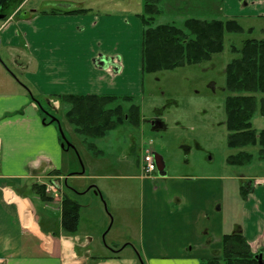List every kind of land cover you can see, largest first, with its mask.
Here are the masks:
<instances>
[{
    "label": "crops",
    "instance_id": "crops-1",
    "mask_svg": "<svg viewBox=\"0 0 264 264\" xmlns=\"http://www.w3.org/2000/svg\"><path fill=\"white\" fill-rule=\"evenodd\" d=\"M216 1L224 17L234 9L241 15H264V0ZM16 10L0 16V52L10 63H0V259L4 264H200L219 256L221 237L236 230L251 252L264 259V171L239 176L240 183L232 192L235 197L228 199L225 177L170 176L165 168L164 173L145 174L141 168V175L136 176L142 185L138 223H128V217H122L124 208L119 211L125 246L92 256V238L80 228V216L74 235L61 231L60 206L57 213L51 212L50 202L43 203L33 185L51 184L55 179L65 184L70 174H64L56 131L44 119V108L35 98L52 101L57 108L58 97L63 95H111L129 78L130 46L119 43L123 50L110 51L113 42L105 17L39 14L37 10L19 15L20 9ZM128 21L141 31L136 19ZM63 30L71 44L58 41ZM119 51L126 61L121 62ZM136 57L137 73V69L141 72V50ZM115 62L117 75L112 71ZM257 164L264 168V161ZM85 173L76 177L82 179ZM86 186L68 189L100 195L94 185ZM96 187L103 191L100 185ZM58 189L64 191L60 185ZM136 241L139 250L130 244ZM126 247L130 254L123 253Z\"/></svg>",
    "mask_w": 264,
    "mask_h": 264
},
{
    "label": "rangeland",
    "instance_id": "rangeland-1",
    "mask_svg": "<svg viewBox=\"0 0 264 264\" xmlns=\"http://www.w3.org/2000/svg\"><path fill=\"white\" fill-rule=\"evenodd\" d=\"M0 1V13L6 15L17 7L20 9L19 15L37 10L39 14L54 12L56 15L64 16L68 10H86L83 16L93 15L109 19L106 20V25L113 42L110 51L118 50L119 43L123 46L127 43L130 46L128 50L131 51L130 61L133 65L129 78H126L111 96L117 97L116 103L122 106L124 112L130 103L123 101L122 98L132 97V103L140 108V119L137 124L124 120L123 124L108 132L106 136L93 140L94 151L86 147L83 143L84 138L75 133L73 126L66 119L68 105L58 100L59 106L54 108L52 101L49 104L42 98H35L44 108V119L56 131L59 140L58 151L64 162V174H70L65 184L61 183L62 180L55 179L56 181L51 184L35 185L44 187V193L50 200L43 203L50 202L48 209L54 214L58 212L59 206L61 210V199L64 194L77 201L80 228L83 232H88V236L92 238L90 243L92 256L109 254L115 246L121 248L127 244L123 237L126 233L119 219L121 208H124L122 217L127 216L128 223L133 225L138 223V197L142 185L136 176L141 175L142 157L146 151L161 156L165 172L170 176L204 178L216 175L227 178L224 183L228 199L231 196L235 197L233 193L240 183L239 176L264 171L263 166L257 164L259 161L256 158L257 148L227 147L228 132L225 128L224 110V102L228 96L224 89L225 67L232 59L238 57L231 49L232 47L239 49L245 40L264 39V15H241L234 9L229 13L232 15L224 17L218 13L216 0H161L158 6L160 13L154 18L153 26L172 25L183 29L184 22L189 19L205 21L232 19L241 26L242 32H225L223 50L212 55L208 61L185 65L172 71L142 74L139 69L137 73L134 71V63L139 60L136 54L139 55L141 50L142 24L137 15L142 13V0ZM3 1L6 2L4 5ZM128 18L136 19L141 31L135 28L132 22L129 24ZM65 33L64 30L61 32V39L58 40L60 43H70L65 40ZM122 45L120 50H123ZM117 55L123 60L121 62L126 61V56L123 58L120 51ZM2 62L7 66L10 64L3 51L0 52V63ZM118 73L120 72L116 75ZM18 77L21 80L22 73H19ZM155 120H160L164 128L152 130V122ZM252 125L256 131L263 127L258 112L254 114ZM241 150L254 155L252 163L248 166L228 164L227 158ZM84 170L86 173L82 179L77 178L76 173H82ZM88 174L105 177L91 179ZM58 184L64 189L63 192L59 191ZM86 184L88 187L94 185L100 195L94 191L76 194L68 189L69 186L84 188ZM96 185H100L103 191ZM51 186L56 192H47V188ZM231 202L234 204L235 201L228 200V203ZM40 216L44 220L43 215ZM130 244L139 250L137 241ZM123 253L130 254L131 250L127 248Z\"/></svg>",
    "mask_w": 264,
    "mask_h": 264
},
{
    "label": "trees",
    "instance_id": "trees-1",
    "mask_svg": "<svg viewBox=\"0 0 264 264\" xmlns=\"http://www.w3.org/2000/svg\"><path fill=\"white\" fill-rule=\"evenodd\" d=\"M161 0H142V13L137 18L142 24L141 31V73L152 74L172 71L185 65H195L208 61L214 54L223 50L224 33L242 32L235 20L189 19L180 29L172 25H155L154 18L160 13ZM86 10L66 11L64 14L84 13ZM54 13V12H53ZM238 54L225 67L224 102L225 128L228 132V148H257L256 158L264 161V39L245 40ZM130 103L126 112L117 104V97L111 95H63L58 100L68 105L65 117L75 133L84 138L89 150H95L93 140L102 138L124 120L137 124L140 108L132 103L130 96L122 98ZM258 112L263 121L261 130L252 125L254 114ZM94 154H96L94 152ZM254 155L239 151L227 158L232 166H248ZM54 172L53 174H59ZM40 200L47 202L44 187L33 185ZM242 198L246 197L244 186L240 187ZM61 231L74 235L79 224V204L68 195L61 199ZM257 255L251 252L246 239L239 230L221 237V251L217 257L209 258L200 264H257Z\"/></svg>",
    "mask_w": 264,
    "mask_h": 264
},
{
    "label": "water",
    "instance_id": "water-1",
    "mask_svg": "<svg viewBox=\"0 0 264 264\" xmlns=\"http://www.w3.org/2000/svg\"><path fill=\"white\" fill-rule=\"evenodd\" d=\"M103 62V61H102ZM113 71L114 72H118V66L113 64ZM164 125L161 123L160 120H155L152 122V130L156 131V130H160L163 129ZM154 156V161L156 164V170L158 173H164V162L161 158V156H159L156 153H153ZM257 264H264V259H262V256L259 254L257 255Z\"/></svg>",
    "mask_w": 264,
    "mask_h": 264
},
{
    "label": "built area",
    "instance_id": "built-area-1",
    "mask_svg": "<svg viewBox=\"0 0 264 264\" xmlns=\"http://www.w3.org/2000/svg\"><path fill=\"white\" fill-rule=\"evenodd\" d=\"M142 170L146 174L152 173L155 170L154 159L151 151H146L142 157ZM51 191L56 192L53 186L47 188V192H51ZM0 264H4V261L1 259H0Z\"/></svg>",
    "mask_w": 264,
    "mask_h": 264
},
{
    "label": "flooded vegetation",
    "instance_id": "flooded-vegetation-1",
    "mask_svg": "<svg viewBox=\"0 0 264 264\" xmlns=\"http://www.w3.org/2000/svg\"><path fill=\"white\" fill-rule=\"evenodd\" d=\"M4 1H6V0H4ZM4 1L2 2V5H4V3H6V2H4ZM0 2H1V1H0ZM1 7H2V6H1ZM17 8H18V7H17ZM15 10H16V9H15ZM16 11L18 12L19 9H17ZM3 15H5V14H4V13H3V14L0 13V16H3ZM156 172H157V171H156Z\"/></svg>",
    "mask_w": 264,
    "mask_h": 264
}]
</instances>
